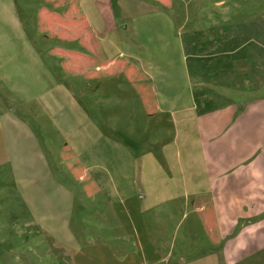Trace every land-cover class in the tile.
Returning a JSON list of instances; mask_svg holds the SVG:
<instances>
[{
  "label": "rangeland",
  "instance_id": "1",
  "mask_svg": "<svg viewBox=\"0 0 264 264\" xmlns=\"http://www.w3.org/2000/svg\"><path fill=\"white\" fill-rule=\"evenodd\" d=\"M111 1L109 8L97 0L96 8L94 0H75L101 55L121 49L154 57L156 41L144 36L143 18L165 7L153 0ZM41 6L64 10L43 0H0V264L220 261L222 245L209 242L197 217H181L174 161L164 175L147 171L144 155L159 158L161 146L141 131L151 136L159 117L144 113L121 72L85 79L64 71L51 49L84 52L76 41L38 31ZM261 9L263 16L264 0ZM97 11L113 23L110 29L106 22L103 28ZM171 134L165 129L157 139L167 141ZM75 166L86 181L78 177L81 172L72 176L69 168ZM236 264H264V248Z\"/></svg>",
  "mask_w": 264,
  "mask_h": 264
},
{
  "label": "crops",
  "instance_id": "2",
  "mask_svg": "<svg viewBox=\"0 0 264 264\" xmlns=\"http://www.w3.org/2000/svg\"><path fill=\"white\" fill-rule=\"evenodd\" d=\"M105 1L112 8V1ZM178 1L179 15L176 0H169V7L157 10L156 17L143 18L144 36L156 41L154 57L149 52L143 58V52L140 57L119 49L106 58L126 56L136 61L128 63L152 88V116L159 117L158 128L154 126L151 136L149 130L141 133L150 144L161 146V154L159 158L144 155L147 171L158 176L174 161V176L180 175L176 197L182 200L181 217H197L190 200L208 196L217 241L222 245L220 261L212 259V264H236L264 248L261 0ZM81 14L96 37L89 19ZM97 14L103 28L113 26L101 11ZM165 129L172 130V137L159 142L157 137L162 139ZM148 139L144 141L147 147ZM193 160L196 167L191 165Z\"/></svg>",
  "mask_w": 264,
  "mask_h": 264
},
{
  "label": "trees",
  "instance_id": "3",
  "mask_svg": "<svg viewBox=\"0 0 264 264\" xmlns=\"http://www.w3.org/2000/svg\"><path fill=\"white\" fill-rule=\"evenodd\" d=\"M53 8L63 6L62 12L50 10L41 6L36 12V25L44 36L54 37L64 41H76L84 53L61 48L51 49V53L60 59L59 65L64 71L78 74L85 79L97 78L103 74L121 72L127 82L131 84L140 99V103L147 116L154 114L155 103L151 88L143 82L141 73L131 64L122 59L104 58L88 21L78 11L75 0H43ZM163 7H169V0H153ZM62 147H65L63 145ZM67 167V166H66ZM68 168V167H67ZM73 177L75 171L81 172L78 177L86 181L80 167L69 168ZM83 188L85 189V186ZM91 185V183H89ZM190 205L196 214L209 242L217 243L215 222L207 195H197L190 200Z\"/></svg>",
  "mask_w": 264,
  "mask_h": 264
}]
</instances>
